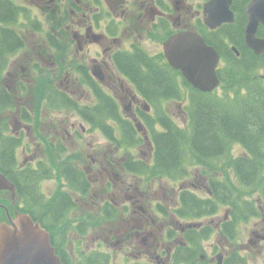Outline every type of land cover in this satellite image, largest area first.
<instances>
[{
  "label": "flooded vegetation",
  "instance_id": "obj_1",
  "mask_svg": "<svg viewBox=\"0 0 264 264\" xmlns=\"http://www.w3.org/2000/svg\"><path fill=\"white\" fill-rule=\"evenodd\" d=\"M250 2L0 0V231H21L31 218L64 264L91 253L107 255L110 264H228L232 257L248 264L252 252L264 264V192L243 202L259 221L254 236L235 246L238 234L229 238L225 228L234 201L222 203L229 208L224 217L222 204L198 216L199 206L185 202L190 193L216 203L211 180L221 179L190 180L187 159L180 178L174 166L168 176L155 174L152 137V129H162L159 115L171 118L168 103L185 110L189 82L164 50L172 36L199 33L214 46L221 83L229 67L224 53L258 57L253 72L264 80V51L246 36ZM256 38L264 40V22ZM157 71L169 90L148 88ZM55 110L70 113L50 117ZM259 173L262 180L264 169ZM224 190L229 196L231 188ZM216 233L219 244L212 241L206 252L203 242ZM17 249L31 259L40 245L27 239Z\"/></svg>",
  "mask_w": 264,
  "mask_h": 264
},
{
  "label": "trees",
  "instance_id": "obj_2",
  "mask_svg": "<svg viewBox=\"0 0 264 264\" xmlns=\"http://www.w3.org/2000/svg\"><path fill=\"white\" fill-rule=\"evenodd\" d=\"M10 36V32L5 33V38ZM10 40L11 38L9 42ZM244 57L245 52L240 59L233 54L231 56L224 53V60L229 63L228 69L226 66L228 72L223 75L226 78L225 81L223 80L224 96L216 92L200 91L184 82L187 86L184 90L188 92V94L185 93L184 98H188L186 111L189 124L186 130L180 129L171 118L164 114L159 115L162 129H152V137L156 142L154 169L157 172L155 174L168 176L175 166V178L186 175L183 167L186 163L183 164V162L187 159L188 150H190V153L206 162L224 159L225 154L229 155L230 161L237 168L244 182L237 185L238 190L249 193L246 189H252L257 184L261 178L259 172L264 162V80L259 79L255 72L250 73L251 68L259 62L258 57L250 52L247 57ZM134 64H136L135 60ZM157 73L147 81L148 88L153 91L169 90L170 83L159 76L160 72L157 71ZM2 92L3 89L0 87V99L6 100L1 98ZM5 107L6 104L0 101V112ZM124 130L127 136L133 138L134 132L131 128L124 126ZM236 144L242 146L243 152H239L240 154L234 153ZM211 183L213 200L216 203L210 200L200 201L190 193L185 194V199L188 196V201L185 202L194 204V208L198 205L200 208L198 216H202L217 212L212 210L217 204H230L234 201L231 204L233 206L231 212L234 213V215L231 213V226L225 227L226 235L233 238L238 233L237 226L256 215L255 208L245 207L244 203H241L242 199L237 198L233 187L231 192L229 190L228 196V192L216 178H213ZM238 263H242V260L236 257H232L228 262V264ZM71 264L110 263L107 255L91 253L79 257L78 261Z\"/></svg>",
  "mask_w": 264,
  "mask_h": 264
},
{
  "label": "water",
  "instance_id": "obj_3",
  "mask_svg": "<svg viewBox=\"0 0 264 264\" xmlns=\"http://www.w3.org/2000/svg\"><path fill=\"white\" fill-rule=\"evenodd\" d=\"M247 12L249 15L247 41L256 52L264 51V40L255 39L258 24L264 22V0H251ZM164 50L169 63L180 69L195 88L212 91L221 84V79L217 75L220 54L214 46L207 44L199 33L176 34L165 42ZM140 125L137 124L138 129L142 130ZM27 239H33L40 245L39 251L33 253L31 259H27L23 253L20 254L17 249L18 242ZM0 264H63V262L51 246L48 232L35 225L31 218H26L23 230L0 231Z\"/></svg>",
  "mask_w": 264,
  "mask_h": 264
},
{
  "label": "rangeland",
  "instance_id": "obj_4",
  "mask_svg": "<svg viewBox=\"0 0 264 264\" xmlns=\"http://www.w3.org/2000/svg\"><path fill=\"white\" fill-rule=\"evenodd\" d=\"M223 61L221 62V66L223 65ZM255 67V66H254ZM254 67L251 68V72L253 73L254 71ZM240 69V68H238ZM263 71H261L262 73ZM241 76V75H240ZM239 79L241 77H238ZM187 86H185L186 88ZM222 87V85H221ZM219 88L216 93L220 96H224V92H223V87ZM231 95V93H229ZM232 96V95H231ZM188 105V98H184L183 97V103H182V107L185 108L183 113H179L180 107H177V104H172V103H168L167 106L170 108V117L172 118V120L174 121V123L180 128V129H184L186 130L189 124V117L186 111V106ZM181 107V109H182ZM65 112H69L70 111H50L49 112V116L52 118L57 117V115H61L64 114ZM0 116H3L2 113L0 112ZM49 118L48 116L45 117V119ZM243 152L242 150V146H240V144H236L234 147V153L235 154H240L239 152ZM139 155V154H137ZM227 162H229L230 164H228L227 166ZM175 167V166H174ZM186 168H188V171L190 173L189 176L190 180L195 181L197 184H199V181H203L204 180H208L211 179L212 177H214L215 175L218 177V179H221V183H222V187L224 189H226V185L229 187V189L231 187H233L235 194L237 196V198L239 199H254L256 200V194L259 193H263L264 192V178L261 180L259 179L257 181V184L252 188V189H246L249 193L247 192H243L237 189V185H240V183H244L243 180L240 177V174L237 170V168L234 167V165L232 164V162L229 160H225L224 162V169L222 168V162L221 159L218 160H214V161H210V162H202L200 160H197L196 158L193 157V154L190 153V150H188V155H187V162H186ZM264 169V165L263 168L260 170L262 171ZM246 186H248L247 184H245ZM203 196H206V193L202 194ZM225 204L221 205V212L220 215L222 217L226 216L229 214V208L227 206H224ZM231 208L233 207L232 205H230ZM202 218V217H201ZM200 219V218H199ZM259 220L255 217L251 218L249 221L247 222H242L240 224V227L237 226L238 228V236L236 238V240L234 241L233 245L238 246L239 243H244L245 241H247L249 238H251L252 236H254V234L252 233V231H255L256 229V223ZM96 231L94 230L92 232L93 236L96 237ZM217 237L213 238L210 241H204L202 244V248L204 246V249L206 252H211L212 249V245L211 242L213 241V243L215 245L219 244V238L220 235L219 233H216ZM225 237L222 238V242L225 243ZM91 238L89 239H85L84 241H82V245L86 246L89 244ZM227 244V243H226ZM228 246V244H227ZM112 253V252H111ZM244 254V253H243ZM122 258V257H120ZM123 259V258H122ZM119 261H122L119 259ZM249 264H262L261 263V259L259 257H257V255L252 252L250 254L249 257Z\"/></svg>",
  "mask_w": 264,
  "mask_h": 264
},
{
  "label": "bare ground",
  "instance_id": "obj_5",
  "mask_svg": "<svg viewBox=\"0 0 264 264\" xmlns=\"http://www.w3.org/2000/svg\"><path fill=\"white\" fill-rule=\"evenodd\" d=\"M227 37V36H226ZM28 241L30 242V241H34L33 239H28Z\"/></svg>",
  "mask_w": 264,
  "mask_h": 264
}]
</instances>
